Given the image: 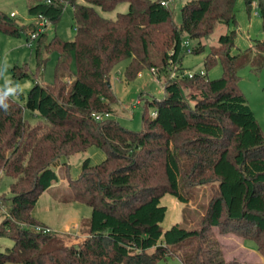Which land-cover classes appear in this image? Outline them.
<instances>
[{
  "label": "trees",
  "instance_id": "16d2710c",
  "mask_svg": "<svg viewBox=\"0 0 264 264\" xmlns=\"http://www.w3.org/2000/svg\"><path fill=\"white\" fill-rule=\"evenodd\" d=\"M118 1L127 2L126 11L114 18L101 14ZM244 1L247 9L257 1L264 30V0ZM66 2L73 7L74 39L48 38L46 30L35 38L37 68L51 51L57 54L52 82L34 81L21 101L11 99L8 114L0 111V172L13 178L10 196L1 197L6 210L0 231H8L12 245L0 251V264H166L168 257L180 264H231L218 238L229 232L253 240L264 257V134L238 85L240 67L259 70L264 64V41L254 44V52L230 54L233 32L220 35L204 60L207 67L220 60L218 78L168 73L173 63L179 75L184 70V34L200 39L216 23L234 21L235 0H188L179 25L169 0H35L27 11L56 22ZM11 13L0 12V30L19 35ZM29 25L30 37L38 25ZM201 49L199 43L190 51ZM125 57L126 77L148 67L165 79L163 97L145 100L156 114L143 112L139 131L111 117L110 70ZM11 71L27 76L20 66ZM193 86L183 94L182 87ZM25 109L44 122L30 125ZM97 113L108 116L97 119ZM89 146L102 148L105 157L98 163L83 159L75 178L67 173L69 200L90 207L76 240L68 242L43 231L31 211L57 181L54 166ZM208 183L214 192L197 226L185 225L184 213L182 222L161 226L164 194L187 204L189 191Z\"/></svg>",
  "mask_w": 264,
  "mask_h": 264
},
{
  "label": "rangeland",
  "instance_id": "374dc122",
  "mask_svg": "<svg viewBox=\"0 0 264 264\" xmlns=\"http://www.w3.org/2000/svg\"><path fill=\"white\" fill-rule=\"evenodd\" d=\"M80 0H77L79 2ZM188 0H169V9L175 24L181 22V6ZM35 0H0V12L7 16L12 12V19L16 21L19 28V35H12L0 30V87H3L6 80H12L21 84L24 88L22 93L26 95L28 89L34 81L43 84H50L54 77V69L57 54L51 51L41 68H37L34 47L35 39L29 38L30 22H38L39 19L29 16L28 5ZM127 10V2L118 1L115 7L108 12H101L106 17L114 18L117 13ZM234 21L228 23H216L213 30L205 37L189 38L184 34L183 40L186 45H182L180 50V65L184 71L199 72L203 70L208 79L218 78L222 75V64L218 59L213 65L207 67L204 64L205 57L210 53L213 47L218 46V38L227 32H233V43L229 47L230 54L244 52L251 49L253 52L257 49L255 43L264 41V30L262 19L257 13V1H253L247 9L244 0H235L234 2ZM73 7L70 3H64L62 14L56 22H46V33L48 38L58 36L63 40H72L75 36V24L72 19ZM24 27V29H20ZM28 41L30 44L28 45ZM199 43L202 49L198 52L187 51V48H194ZM130 63V58L125 57L116 62L111 70L109 84L115 97L111 103L114 112L112 118L117 120L120 125L133 131H139L142 128V115L145 112L150 115L153 106L146 105V99H160L163 97L164 78L158 79L152 70L148 67L141 68L134 76L126 77V68ZM13 66H20L27 71V76H12ZM70 69H75L74 59L70 63ZM176 64L169 67V72H175ZM177 72V71H176ZM238 85L245 95L246 101L261 127L264 134V64L259 70L253 69L246 64L238 69ZM184 83V82H183ZM182 83V84H183ZM193 87H182L183 94L194 91ZM12 97L21 101L22 96ZM23 118L30 125L43 123L44 119L37 113L27 109L23 112ZM105 157L102 148L89 146L82 152L75 153L67 159L60 161L59 165L54 166L58 179L51 186L45 189L39 195L35 205L32 208V215L41 222L54 237L65 239L71 242L76 240L79 233L80 223L89 216L90 207L84 201H70L72 190L68 185L67 173L71 178H75L79 171L83 159L89 158L92 163H98ZM67 169H66V166ZM13 178L3 172H0V223L4 218L1 211L6 207L1 197L10 196V185ZM215 185L203 184L192 188L188 194L190 199L187 204L178 203L174 197L164 194L160 201L166 205L167 210L161 223L163 228L168 227L174 221L178 220V211L185 214V225L197 226L199 218L203 214L209 201L210 195L214 192ZM174 199V200H173ZM182 209V210H181ZM176 219V220H175ZM182 219L180 222H182ZM38 227L36 229H40ZM43 229V228H41ZM47 231V232H48ZM65 234L70 236L65 237ZM247 247L256 250L255 242L251 239H243ZM12 245V239L8 231H0V251H4ZM165 263V262H164ZM5 264H22L17 262H6ZM166 264H180L177 257H168Z\"/></svg>",
  "mask_w": 264,
  "mask_h": 264
},
{
  "label": "crops",
  "instance_id": "0c3cea01",
  "mask_svg": "<svg viewBox=\"0 0 264 264\" xmlns=\"http://www.w3.org/2000/svg\"><path fill=\"white\" fill-rule=\"evenodd\" d=\"M181 218L182 212L178 211L177 221H180ZM218 238L222 245L224 258L231 264H264V257L257 250L247 247L244 240L236 234L222 233L218 234Z\"/></svg>",
  "mask_w": 264,
  "mask_h": 264
},
{
  "label": "built area",
  "instance_id": "2783aa9c",
  "mask_svg": "<svg viewBox=\"0 0 264 264\" xmlns=\"http://www.w3.org/2000/svg\"><path fill=\"white\" fill-rule=\"evenodd\" d=\"M161 3L162 4H167V1H161ZM13 13H11V15H12ZM46 22H48L46 19H44V18H40L39 19V21L37 22V25H38V27H37V29L34 31V32H32L31 33V35H30V39H35L37 36H38V34H39V32H42V31H44V30H46V28H47V24H46ZM30 44V42L28 41V45ZM182 45H186V41H182ZM187 51H190V49L189 48H187ZM177 68V67H176ZM152 70V72H154V69H151ZM177 71V72H176ZM179 72H178V69H176L175 70V72H170L169 73V77L170 78H179V77H182V76H187L188 78H191V77H193L196 73H198V74H203V70H200L199 72H195V73H193V72H190V71H184L183 70V72L179 75L178 74ZM150 114H151V116H154L155 114H156V112H155V110H152L151 112H150ZM108 116V114L107 113H104V114H99V113H97V114H95V117L97 118V119H100V118H103V117H107ZM43 231H48V229H46V228H43Z\"/></svg>",
  "mask_w": 264,
  "mask_h": 264
},
{
  "label": "clouds",
  "instance_id": "9594fccd",
  "mask_svg": "<svg viewBox=\"0 0 264 264\" xmlns=\"http://www.w3.org/2000/svg\"><path fill=\"white\" fill-rule=\"evenodd\" d=\"M24 91L21 84L12 80H6L3 87H0V111L8 114L11 108L12 97L19 96Z\"/></svg>",
  "mask_w": 264,
  "mask_h": 264
},
{
  "label": "water",
  "instance_id": "95a60500",
  "mask_svg": "<svg viewBox=\"0 0 264 264\" xmlns=\"http://www.w3.org/2000/svg\"><path fill=\"white\" fill-rule=\"evenodd\" d=\"M109 84V83H108Z\"/></svg>",
  "mask_w": 264,
  "mask_h": 264
}]
</instances>
